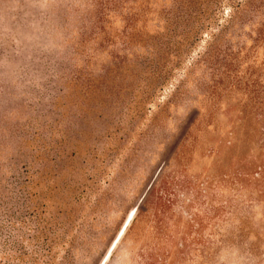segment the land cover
Returning <instances> with one entry per match:
<instances>
[{"label":"rangeland","instance_id":"374dc122","mask_svg":"<svg viewBox=\"0 0 264 264\" xmlns=\"http://www.w3.org/2000/svg\"><path fill=\"white\" fill-rule=\"evenodd\" d=\"M83 1L0 0V264H130L175 165L210 251L180 264H264V16L137 0L100 31Z\"/></svg>","mask_w":264,"mask_h":264},{"label":"trees","instance_id":"16d2710c","mask_svg":"<svg viewBox=\"0 0 264 264\" xmlns=\"http://www.w3.org/2000/svg\"><path fill=\"white\" fill-rule=\"evenodd\" d=\"M136 1L84 0L83 5L88 6L92 25L95 22L96 28L104 31L111 27V22H109L111 17L120 16L118 12L123 13V10H126L127 12L122 14L126 20L133 17L135 11L129 9L128 4L131 3L132 7H135L138 5ZM246 6L255 8L263 18L264 0H250ZM131 26L132 22L128 21L125 29L133 30L134 27ZM128 41L125 40V42ZM180 173L178 167L173 166L160 180L158 186L152 189L144 202L145 209L140 211L136 209L135 217L121 236V238L123 237L120 242L121 248L118 249L117 253L114 252L111 258L116 253L119 258L128 256L130 264H180L194 259L193 256L198 254L210 253L207 244L197 243L196 237L202 235L201 229L189 224L195 221L196 217L192 216L187 219L182 211L177 212L175 210V206L180 204L181 191L182 195L187 192L192 197H198L202 193L199 184H196L194 180H186L184 175L182 176ZM180 205L183 210L188 208V205L184 203ZM144 217H147L149 221L145 227L149 233V240L146 239L147 234L132 236L134 229ZM195 252L198 254L193 255Z\"/></svg>","mask_w":264,"mask_h":264},{"label":"bare ground","instance_id":"6f19581e","mask_svg":"<svg viewBox=\"0 0 264 264\" xmlns=\"http://www.w3.org/2000/svg\"><path fill=\"white\" fill-rule=\"evenodd\" d=\"M135 211L132 212L131 216H130V220L132 219V217L134 216Z\"/></svg>","mask_w":264,"mask_h":264}]
</instances>
